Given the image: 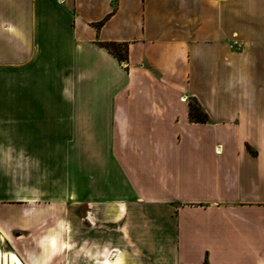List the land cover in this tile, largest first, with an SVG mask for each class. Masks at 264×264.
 Returning <instances> with one entry per match:
<instances>
[{
    "label": "crops",
    "instance_id": "0c3cea01",
    "mask_svg": "<svg viewBox=\"0 0 264 264\" xmlns=\"http://www.w3.org/2000/svg\"><path fill=\"white\" fill-rule=\"evenodd\" d=\"M0 237L24 264H264V0H0Z\"/></svg>",
    "mask_w": 264,
    "mask_h": 264
},
{
    "label": "trees",
    "instance_id": "16d2710c",
    "mask_svg": "<svg viewBox=\"0 0 264 264\" xmlns=\"http://www.w3.org/2000/svg\"><path fill=\"white\" fill-rule=\"evenodd\" d=\"M111 12L102 21H100L96 28L99 29L104 25L107 19L112 15ZM100 47L106 49L119 62L126 63L127 61V44H119L116 42H98ZM189 118L193 122L206 123L208 121L207 114L201 109V106L195 99H190L188 103Z\"/></svg>",
    "mask_w": 264,
    "mask_h": 264
},
{
    "label": "bare ground",
    "instance_id": "6f19581e",
    "mask_svg": "<svg viewBox=\"0 0 264 264\" xmlns=\"http://www.w3.org/2000/svg\"><path fill=\"white\" fill-rule=\"evenodd\" d=\"M1 239V237H0ZM51 243V246H55V240L54 239H51L50 241ZM1 252V251H0ZM3 255V254H2ZM1 256V254H0ZM6 258L9 259V261L12 263V264H23L20 260V258L14 253V252H9L6 254Z\"/></svg>",
    "mask_w": 264,
    "mask_h": 264
},
{
    "label": "rangeland",
    "instance_id": "374dc122",
    "mask_svg": "<svg viewBox=\"0 0 264 264\" xmlns=\"http://www.w3.org/2000/svg\"><path fill=\"white\" fill-rule=\"evenodd\" d=\"M1 240V239H0ZM1 251V250H0ZM6 251V250H5ZM12 251L0 252V264H12L8 258H6V254ZM3 254V255H2ZM21 260V259H20ZM22 262V261H21ZM23 263V262H22ZM24 264V263H23Z\"/></svg>",
    "mask_w": 264,
    "mask_h": 264
}]
</instances>
